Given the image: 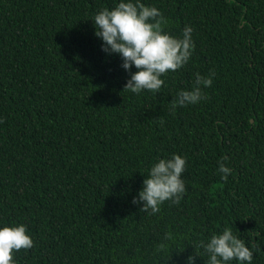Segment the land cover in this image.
Returning <instances> with one entry per match:
<instances>
[{"label": "trees", "instance_id": "trees-1", "mask_svg": "<svg viewBox=\"0 0 264 264\" xmlns=\"http://www.w3.org/2000/svg\"><path fill=\"white\" fill-rule=\"evenodd\" d=\"M116 2L0 0V226L34 241L16 264H204L200 241L225 226L264 264V0H141L171 35L191 26L195 47L138 94L94 35ZM196 73H214L206 98L173 110ZM172 154L186 193L140 210L148 170Z\"/></svg>", "mask_w": 264, "mask_h": 264}, {"label": "clouds", "instance_id": "clouds-1", "mask_svg": "<svg viewBox=\"0 0 264 264\" xmlns=\"http://www.w3.org/2000/svg\"><path fill=\"white\" fill-rule=\"evenodd\" d=\"M91 21L94 35L102 42L101 50L108 55H118L121 67L130 74L124 91L135 94L144 90L158 92L164 83L162 76L186 65L195 47L191 26L186 25L180 36L171 35L165 31L167 21L161 11L141 0H117L113 8L95 13ZM133 68L136 71L133 72ZM212 75L214 73L205 77L196 73L192 88L180 90L171 101L172 109L205 99L203 89L211 86ZM185 166L186 158L179 154L159 158L148 170L142 189L133 197V204L141 205L140 210H150V214H155L165 201L179 203L187 191L182 178ZM217 171L224 180L231 173L224 163H219ZM33 245L25 224L0 226V264H16L14 253L21 249L29 250ZM200 247L207 254L204 264H229L233 260L237 264H252L254 251L259 250L251 242L246 245L244 239L227 226L219 233H213L207 242L200 241ZM196 257L201 256H188L186 264H196Z\"/></svg>", "mask_w": 264, "mask_h": 264}]
</instances>
